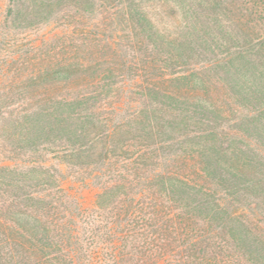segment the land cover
<instances>
[{"label":"trees","instance_id":"obj_1","mask_svg":"<svg viewBox=\"0 0 264 264\" xmlns=\"http://www.w3.org/2000/svg\"><path fill=\"white\" fill-rule=\"evenodd\" d=\"M0 264H264V0H0Z\"/></svg>","mask_w":264,"mask_h":264}]
</instances>
